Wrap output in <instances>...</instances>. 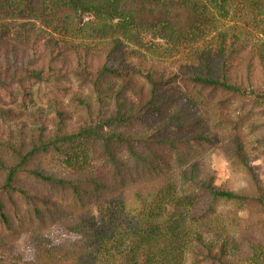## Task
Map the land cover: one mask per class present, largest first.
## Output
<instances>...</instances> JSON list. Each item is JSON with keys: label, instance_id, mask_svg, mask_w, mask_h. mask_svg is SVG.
I'll return each mask as SVG.
<instances>
[{"label": "trees", "instance_id": "1", "mask_svg": "<svg viewBox=\"0 0 264 264\" xmlns=\"http://www.w3.org/2000/svg\"><path fill=\"white\" fill-rule=\"evenodd\" d=\"M212 146L246 188L205 173ZM258 158L264 0H0V264H264ZM221 204L247 218L207 238Z\"/></svg>", "mask_w": 264, "mask_h": 264}, {"label": "rangeland", "instance_id": "2", "mask_svg": "<svg viewBox=\"0 0 264 264\" xmlns=\"http://www.w3.org/2000/svg\"><path fill=\"white\" fill-rule=\"evenodd\" d=\"M263 39L261 37H256L255 41L260 43ZM140 52L144 55V49H140ZM147 56V55H145ZM31 91V100L29 103V108L37 107H46L48 102L56 96V90L50 86H47L42 83L33 84L30 86ZM201 168L205 171L206 174H214L215 184L217 186H223L230 190L239 191L247 187V182L242 173L237 172L231 168L227 158L224 156L222 150L217 146L209 147L206 152H204L201 157ZM44 166L51 171H57L59 169L58 165L60 164L58 158L54 154L44 156L41 160ZM253 170L260 180L264 182V164L261 159H254L252 162ZM60 170V169H59ZM21 181L28 184L30 188H35L41 190L43 193L55 198L58 203L68 205L69 200L65 199L64 196H61L60 193H52L47 186L42 185L36 180L30 178L27 174L20 175ZM64 198V199H63ZM216 217H214V222L212 224L218 225L220 228H216L215 225L211 230V233L206 235L210 239H219L218 236L221 235L218 231L222 228H230L232 230H237L236 224H238L241 219L247 218L246 210H241L236 208L231 204H221L218 207ZM55 229L47 230L46 234L49 236H61V234L55 232ZM60 241H63V238L56 237ZM74 241V238H72ZM28 235L23 234L21 241L19 243V251L25 254L28 247ZM28 255V254H27ZM29 256V255H28Z\"/></svg>", "mask_w": 264, "mask_h": 264}]
</instances>
